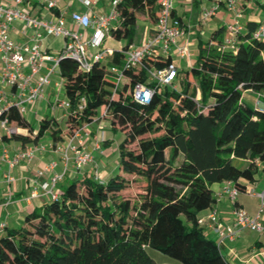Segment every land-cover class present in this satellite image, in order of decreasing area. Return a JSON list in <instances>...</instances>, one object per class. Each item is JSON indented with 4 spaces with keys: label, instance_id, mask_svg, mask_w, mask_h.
I'll return each mask as SVG.
<instances>
[{
    "label": "trees",
    "instance_id": "16d2710c",
    "mask_svg": "<svg viewBox=\"0 0 264 264\" xmlns=\"http://www.w3.org/2000/svg\"><path fill=\"white\" fill-rule=\"evenodd\" d=\"M118 11L111 34L128 39L123 49L90 70L68 58L60 61L70 102L64 125L45 117L34 133L15 107L3 116L28 129L29 134L12 137L22 144L44 136L55 143L107 109L112 130L125 135L118 146L123 174L99 181L83 173L27 214L22 225L0 232V264H173L158 262L150 249L182 264H231L199 219L215 208L214 184L231 181L244 192L240 180L254 182L264 168V111L243 99L245 91H264V40L252 38L260 23L248 22L234 48L224 46V27L200 42L197 60L179 78L178 90H161L145 67H127L130 83L113 95L109 67L122 64L125 48L139 38L140 16L156 22L158 0H123ZM171 60L159 56L146 66L166 67ZM137 83L154 90L150 103L134 98ZM126 174L144 183L133 197L123 194L130 185Z\"/></svg>",
    "mask_w": 264,
    "mask_h": 264
},
{
    "label": "built area",
    "instance_id": "2783aa9c",
    "mask_svg": "<svg viewBox=\"0 0 264 264\" xmlns=\"http://www.w3.org/2000/svg\"><path fill=\"white\" fill-rule=\"evenodd\" d=\"M29 0H14V4H6L0 1V57L2 69L0 73V137H13L16 133L21 134L23 128L12 126L3 113L11 107H15L23 115L27 111V104L45 99L47 96L46 87L51 84V76L58 74L59 81L55 87L64 89V79L59 72L60 61L68 58L75 61L81 70H90L95 63L106 60L113 51L103 48L102 44L106 37L111 34V27L119 21L120 13L118 5L123 0H112L110 10L102 15L92 16L89 13L72 12L71 22L64 15L56 19L48 20L32 15L21 6ZM86 5L91 0H80ZM51 8H57L59 0H48ZM159 13L152 28L146 30V34L139 44L128 45L123 54L122 64H112L109 76L114 80L112 86L113 95L118 94L120 89L130 83V78L125 74L127 67H145L148 77L156 82L159 87L171 86L178 90L177 80L179 79L178 65L171 60L166 67H148L147 62L155 57H171V52L181 57L189 56L188 43H180L181 37L186 30L181 26L174 14L175 0H158ZM226 9L232 14V19L225 27L224 46L234 48L238 42L239 35L245 30L243 22V8L240 0H225ZM221 5L216 2L202 12L201 23L205 24L208 19L214 16ZM22 22L26 27L34 31L32 42H17L11 37L13 25ZM74 24L79 29L72 28ZM44 33L54 37H62L65 44L58 56L54 57L42 50ZM256 40H264V21H262L252 34ZM53 61L52 64H48ZM3 87L11 89L10 94ZM129 91V88L127 89ZM154 90L143 83H137L133 87V96L142 104L150 103ZM53 107L68 109L70 102L57 99ZM256 107L264 111V91L256 92ZM108 110L104 109L99 116L90 123H85L71 134H67L62 141L52 142L49 145L33 143L28 149H17L11 153L10 149L4 148L0 153V165L6 164L9 171H12L22 160L32 159L37 151L45 150L47 147L61 155L63 171H57L58 161H51L39 170L40 175L52 173L48 181L38 184L32 193L33 196L40 194L56 198L60 195L57 185L63 179L69 164L73 162L78 171L94 165V177L103 181L99 175V168L95 164L94 150H101V143L97 141L93 151L87 149L85 137L90 135V124L93 122L107 121ZM102 127V126H101ZM101 129V128H100ZM101 137H105V131L101 129ZM8 181H13L11 172L6 174ZM225 191L232 199H236L239 190L234 183L227 181ZM251 195L259 199L258 213L250 215L244 208H235L232 212L233 223L222 226L219 222L217 210H213L207 217L211 226L219 236L218 247L221 248L225 240H235L244 228L264 233V191L255 193L250 190ZM11 199V198H10ZM9 199V200H10ZM199 222L206 224V218L201 217ZM1 223L0 228L3 229Z\"/></svg>",
    "mask_w": 264,
    "mask_h": 264
},
{
    "label": "crops",
    "instance_id": "0c3cea01",
    "mask_svg": "<svg viewBox=\"0 0 264 264\" xmlns=\"http://www.w3.org/2000/svg\"><path fill=\"white\" fill-rule=\"evenodd\" d=\"M6 4H14V0H0ZM258 3V8H254L253 0H240L241 7L243 8V22L246 25L248 22H253L255 25H258L262 21H264V2L261 0H256ZM112 0H91L90 5H86L80 0H59L57 8H51L48 5V0H29L25 2L21 7L30 12L32 15L45 18L48 20L56 19L61 15L71 22V13L72 12H80V13H89L92 16H98L107 13L111 8ZM216 0H175L174 14L176 17H179L182 20L184 25V29L186 33L181 37L180 43H188L189 45V56L186 58L179 57L175 51L171 52V59L178 65L179 78L181 77V66L185 62L186 65L191 66L197 60L193 58V48H196L199 54V43L205 42L203 37L208 35V40L211 38L212 33L218 30L220 27H226L227 23L231 21L232 14L226 9L225 0H217L220 3L221 7L219 11L212 17L208 19L205 24L201 23L202 12L205 8L211 7ZM252 9L251 14L249 10ZM193 11L196 12L198 16L199 26H193V24L189 25L185 21V17L188 15V12ZM139 19L145 22H150L148 16H140ZM138 23V22H137ZM151 26H145L143 31L140 33L139 38L137 39L135 44H139L143 37L146 34V30L151 28L153 23L150 22ZM72 28L79 29L78 26L71 24ZM137 26V24H136ZM34 35V31L30 27H26L22 22H16L13 25V29L11 31V37L17 42H32V37ZM126 40V42L124 41ZM109 43L105 48L111 49L112 51L121 50L125 45L128 44V39L118 40L112 34H110L104 42ZM65 44V39L62 37H54L47 35L44 33V38L42 40V50L44 53L52 55L54 57L58 56L61 50L63 49ZM53 61L48 64H52ZM2 69V61L0 57V73ZM59 76V75H58ZM51 84L48 85V87ZM8 94H10L11 89L8 87H3ZM56 92V87L54 84L53 88H49L48 93L54 94ZM254 93V97L256 100V92L254 91H245ZM47 93V91H46ZM48 93L45 99L39 100L38 102L45 101L48 106L53 107L54 101L48 97ZM65 94V92H64ZM58 99V98H57ZM37 102V101H36ZM35 103V102H34ZM256 107V104H255ZM44 119V118H43ZM42 119V120H43ZM41 120V121H42ZM40 121V123H41ZM107 122V121H106ZM98 123L100 122H93ZM90 124L91 125L93 124ZM90 129V137L94 134L93 130ZM34 133L37 130H33ZM21 134L26 135L29 134L28 129L23 128ZM85 137V140H87ZM65 139V138H64ZM95 142H92V146H88L86 141L87 149L93 151V148L97 141H100L101 144L104 145L106 140L105 137H101V135L94 136ZM62 141V140H61ZM53 141L48 137L44 136L37 143L49 145ZM59 141H57L58 143ZM33 143L22 144L20 141L12 138V137H0V153L4 148L10 149L11 153H14L17 149H28ZM103 150V146L101 145V150L95 153V164L102 168H107L102 170L104 173L109 175L113 169L114 164H110L109 162H105L104 156L110 158L113 156V152L108 149ZM108 150V151H107ZM102 151V152H101ZM111 155V156H110ZM118 161L117 157L115 159ZM58 161L57 171H63V164L61 155L58 152L47 147L45 150L37 151L32 159L22 160L16 167L9 171V168L6 164L0 165V225L4 224L3 229L0 228V232H5L7 228L17 227L22 225L25 220L27 214L31 213L34 209L41 208L44 203L49 200V196L42 193L39 190L40 194L37 196H33L32 193L38 184L48 181L51 177L52 173H46L44 175L39 174V170L42 167L51 162ZM241 166H247V161L239 160L238 161ZM98 167V168H100ZM94 165H90L86 167L82 171L76 170L73 162L69 164L68 169L65 172L63 179L58 183L57 187L59 192L63 191L65 179H75L81 176L83 173L93 172L94 174ZM11 172L14 177L13 181H8L6 178V174ZM71 180V181H72ZM103 180H106L103 179ZM246 186V191L240 192L236 199H232L230 195L225 191L227 182H221L213 185L217 203L214 209H207L201 213L200 217L206 218V224L204 225L206 228V233L208 231L212 234L211 239H213L216 243L219 240V236L217 232L209 226L208 216L213 210H217L219 214V222L220 225L226 226L233 223L232 212L235 208H244L248 211V213L252 216L258 213L259 205L257 207L251 206V202H248L246 199L241 198V196H252L256 198L258 204L260 199L256 195H251L249 193L250 190H254L255 193H259L264 191V168L260 167L255 176L254 182H248L245 179L240 180ZM11 198V199H10ZM10 199V200H9ZM262 221L264 223V216L262 217ZM222 251L225 257L231 264H264V233L253 231L249 228H244L238 237L233 240H225L222 243ZM158 262H170L173 264H182L172 260H166L165 258L158 260Z\"/></svg>",
    "mask_w": 264,
    "mask_h": 264
},
{
    "label": "rangeland",
    "instance_id": "374dc122",
    "mask_svg": "<svg viewBox=\"0 0 264 264\" xmlns=\"http://www.w3.org/2000/svg\"><path fill=\"white\" fill-rule=\"evenodd\" d=\"M253 1H254V5H253L254 8H258L259 6H258L257 1L256 0H253ZM261 2H264V0H261ZM48 5H49V3H48ZM251 12H252V9L249 10L250 14H251ZM197 18H198V16H197L196 12L190 11V12H188V15L185 17V21L189 25L193 24V26L197 25L198 27H200L199 22L197 21L198 20ZM262 18H264V16ZM146 25L151 26L150 22H145V21H142L141 19H139L137 26H136L137 33H141ZM203 39L205 42H207L208 35L204 36ZM124 41L126 42V40H124ZM107 45H109V43H107L106 41L102 44L103 48H105ZM192 51H193V58L196 59V57L198 56V51L196 48H193ZM189 69H190V66L186 65V63L184 62L183 65L181 66V76H184L185 72ZM59 80H60V77L58 76V74H54L53 76H51L52 82H51V85L49 87L48 86L46 87L47 93L49 91V88H53L55 82L59 81ZM178 80H177V85H178V88L180 89V85L178 83ZM167 89L170 90V89H172V87L171 86L161 87V90L165 91ZM48 97H50V99L52 101H56L57 98L62 100V101L66 100V96L64 94V89L62 87H56V92L54 94L48 93ZM243 99L251 106H255V104H256L254 93H252V92L244 93ZM64 112H65L64 109L48 106V104L45 101H42V102L37 101L35 103L27 104V111L25 113H23V118H24L25 122L27 123V125L30 129L38 130L39 126H40V121L45 117L58 118L61 125H64V118H63ZM90 128H91V130H93L94 134L91 135L90 137L86 138L87 139L86 141H87V144H89L88 145L89 147L92 146V142L93 143L95 142L94 136H96V135L99 136L101 129H102L105 131L106 138L110 140V145H109L108 149L111 151L113 149H115V151L113 152V156L110 155L111 156L110 158H107L106 156H104V159H103L105 162H109L110 164L111 163L114 164L113 165L114 166L113 171L109 175H107L106 173H104L102 171V170L107 169V168L101 169V167L98 165V167H100L99 168V172H100L99 175L102 177V179H105V178L107 179L108 176H110L114 172H120L123 174V171L118 169V161H116L115 159H116V157H117V159L119 158L118 157V155H119L118 146L124 140L125 135L121 131L112 130L110 124H108V122H106V121H102V123L100 125L98 123H93ZM101 145L103 146V150H106L107 146H105L103 144H101ZM136 145H137V142L129 144V146L131 148H135ZM94 152H98V150H94ZM94 152H93V154L95 156ZM89 175L94 176L93 172H90ZM126 177L128 179H130V185L126 186V188L123 190V194L126 197H133L140 192L144 183H143V181L138 180L139 178H137V176L135 174H129V175L126 174ZM71 180L65 179V182H64L65 188H66V186H68L70 184ZM57 188L60 189V187H57ZM65 188H63L62 190H64ZM81 190L85 191V188H82ZM241 198H244L248 202H251V206H253V207H257V205H259L256 198H254L252 196L244 195V196H241ZM207 236L209 238H211L212 234L208 231ZM217 242H219V240H217ZM149 252L156 260H161V259L165 258L166 260L175 261L171 257L162 254L158 250L150 249ZM176 262H178V261H176ZM178 263H180V262H178Z\"/></svg>",
    "mask_w": 264,
    "mask_h": 264
},
{
    "label": "water",
    "instance_id": "95a60500",
    "mask_svg": "<svg viewBox=\"0 0 264 264\" xmlns=\"http://www.w3.org/2000/svg\"><path fill=\"white\" fill-rule=\"evenodd\" d=\"M260 110V109H259Z\"/></svg>",
    "mask_w": 264,
    "mask_h": 264
}]
</instances>
